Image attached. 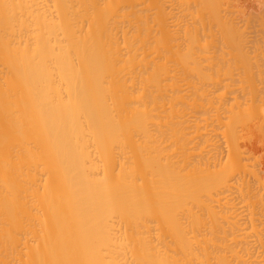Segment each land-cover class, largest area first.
<instances>
[{
  "label": "bare ground",
  "instance_id": "obj_1",
  "mask_svg": "<svg viewBox=\"0 0 264 264\" xmlns=\"http://www.w3.org/2000/svg\"><path fill=\"white\" fill-rule=\"evenodd\" d=\"M240 1L0 0V264H264Z\"/></svg>",
  "mask_w": 264,
  "mask_h": 264
},
{
  "label": "rangeland",
  "instance_id": "obj_2",
  "mask_svg": "<svg viewBox=\"0 0 264 264\" xmlns=\"http://www.w3.org/2000/svg\"><path fill=\"white\" fill-rule=\"evenodd\" d=\"M254 1V0H253ZM253 1H251V0H249L248 2H246L245 4H243L244 2H245V0L243 1V3H242V0L239 2L240 4H241V6H242V9L244 8L245 10V12L248 14L249 13V11H250V13H251V8H252V11H255V9H253L254 7H255V5H254V2ZM256 1V0H255ZM258 1V0H257ZM260 2L262 1V0H259ZM252 3H253V5H252ZM259 3V2H258ZM245 5V6H244ZM247 5H248V8H250V9H248L247 8ZM249 5H252V6H249ZM260 5V4H257V2H256V9H257V7ZM254 6V7H253ZM246 7V8H245ZM248 11V12H247ZM254 13V12H253ZM246 14V15H247Z\"/></svg>",
  "mask_w": 264,
  "mask_h": 264
}]
</instances>
